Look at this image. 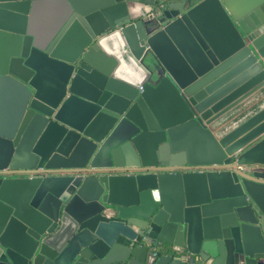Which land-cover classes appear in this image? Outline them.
<instances>
[{"label": "water", "instance_id": "obj_1", "mask_svg": "<svg viewBox=\"0 0 264 264\" xmlns=\"http://www.w3.org/2000/svg\"><path fill=\"white\" fill-rule=\"evenodd\" d=\"M43 1L0 0V264H264V0H61L50 34Z\"/></svg>", "mask_w": 264, "mask_h": 264}, {"label": "crops", "instance_id": "obj_2", "mask_svg": "<svg viewBox=\"0 0 264 264\" xmlns=\"http://www.w3.org/2000/svg\"><path fill=\"white\" fill-rule=\"evenodd\" d=\"M65 10L66 5L61 0L41 2L34 17L35 30L50 34L62 19ZM18 94L12 84L0 83V127L9 126L15 120L19 108Z\"/></svg>", "mask_w": 264, "mask_h": 264}, {"label": "built area", "instance_id": "obj_3", "mask_svg": "<svg viewBox=\"0 0 264 264\" xmlns=\"http://www.w3.org/2000/svg\"><path fill=\"white\" fill-rule=\"evenodd\" d=\"M216 166H209L208 168H210V169H213V168H215ZM205 168H207V167H205ZM239 168L241 169V170H247V169H251V168H253L252 166H239ZM256 168H259V169H261V170H263L264 171V166H256Z\"/></svg>", "mask_w": 264, "mask_h": 264}]
</instances>
